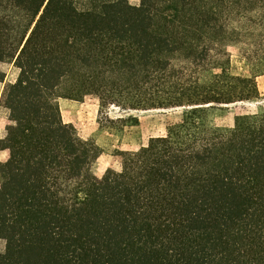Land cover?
<instances>
[{
	"label": "trees",
	"instance_id": "16d2710c",
	"mask_svg": "<svg viewBox=\"0 0 264 264\" xmlns=\"http://www.w3.org/2000/svg\"><path fill=\"white\" fill-rule=\"evenodd\" d=\"M5 62L0 264H264V109L212 121L262 99L264 0H0ZM87 96L182 113L98 178L59 105Z\"/></svg>",
	"mask_w": 264,
	"mask_h": 264
},
{
	"label": "rangeland",
	"instance_id": "374dc122",
	"mask_svg": "<svg viewBox=\"0 0 264 264\" xmlns=\"http://www.w3.org/2000/svg\"><path fill=\"white\" fill-rule=\"evenodd\" d=\"M132 5H138L140 0H129ZM237 50L230 48L229 52L235 55ZM233 69L243 72L241 62L233 57ZM0 72L5 75L4 81L0 82V98L5 84L12 82L18 75V70L9 63L0 64ZM262 93V99L258 103L237 104L214 111L212 121L215 126L230 128L233 126L234 117L256 111L258 106L264 109V76L257 79ZM61 115L66 123L74 125L78 138L82 142L89 141L94 147L96 159L92 171L101 178L106 170L120 171L123 154L134 153L140 148L147 146L152 140L165 135L166 128L170 123L178 122L181 110L172 111H120L111 108L108 116L111 119L121 117H134L135 125L119 127L112 125L106 120L103 124L98 122V100L93 96H87L82 101L61 99L59 101ZM9 124L7 112L0 107V139L5 136V127ZM8 156H1L0 161H6ZM4 249V242L0 239V252Z\"/></svg>",
	"mask_w": 264,
	"mask_h": 264
},
{
	"label": "crops",
	"instance_id": "0c3cea01",
	"mask_svg": "<svg viewBox=\"0 0 264 264\" xmlns=\"http://www.w3.org/2000/svg\"><path fill=\"white\" fill-rule=\"evenodd\" d=\"M264 76V75H263ZM263 76H260V77H263ZM259 78V77H258ZM257 78V79H258ZM257 85H258V83H257ZM258 89H259V86H258ZM259 91H260V89H259ZM261 93V92H260ZM261 95H262V93H261ZM0 155L1 156H4V158H5V156H8V153H7V151H2V150H0ZM4 161H0V163H3Z\"/></svg>",
	"mask_w": 264,
	"mask_h": 264
}]
</instances>
